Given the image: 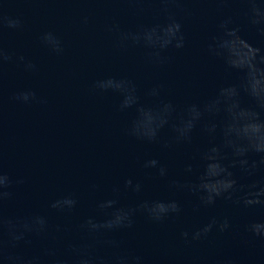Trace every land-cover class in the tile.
Segmentation results:
<instances>
[{
    "label": "water",
    "instance_id": "water-1",
    "mask_svg": "<svg viewBox=\"0 0 264 264\" xmlns=\"http://www.w3.org/2000/svg\"><path fill=\"white\" fill-rule=\"evenodd\" d=\"M0 7L23 24L19 30L5 27L0 44L36 65L29 72L11 62L0 74V163L13 179L24 180L13 186V197L4 211L13 218L45 215L49 223L47 234L30 238L29 245L21 243L19 252L42 255L45 248H55L64 253L68 243L90 240L80 225L90 216L104 219L97 202L111 198L113 187L122 188L124 180L131 178L142 182L143 190L139 194L122 190V203L171 197L183 207L179 216L161 223L138 216L131 229L113 234L123 241L124 250L142 255L145 264H222L227 260L264 264V240L245 230L249 221L264 220V206L245 208L218 201L212 208L194 212L193 195L169 192L165 180L142 167L146 159L156 158L167 165L168 180H190L193 177L184 167L199 164L198 150L208 146L210 137L197 132L191 145L165 149L162 145L172 135L166 127L159 143L135 140L125 132L135 109L120 111V93L92 88L98 79L127 78L136 84L141 102L154 106L159 100L146 92L161 84L160 99L171 101L179 115L186 104L200 102L221 85L235 82L239 74L211 56L207 46L219 34L220 21L231 17L250 44L264 49V37L248 23L241 0L169 3L170 13L183 24L186 45L165 53L169 59L163 65L149 62V50L143 47L122 49L119 34L110 31L113 25L121 31H135L142 25L165 23V5L160 0H0ZM47 31L61 38L62 53L51 52L41 42V34ZM24 90L34 91L44 102L23 104L11 99ZM68 193L78 199L76 209L59 212L49 207ZM213 216L228 217L232 228L184 242L182 231L202 226Z\"/></svg>",
    "mask_w": 264,
    "mask_h": 264
},
{
    "label": "clouds",
    "instance_id": "clouds-1",
    "mask_svg": "<svg viewBox=\"0 0 264 264\" xmlns=\"http://www.w3.org/2000/svg\"><path fill=\"white\" fill-rule=\"evenodd\" d=\"M165 5L162 12L166 22L151 26H140L135 31H121L113 25L110 31L117 32L122 49L140 46L148 51L149 62L163 65L171 50H182L186 45L183 24L171 14L167 5L178 0H160ZM226 2V0H221ZM246 5L244 12L248 23L264 37V0H241ZM88 18L84 17L83 23ZM19 30L23 27L19 17L7 15L0 7V32L4 28ZM219 34L212 37L207 46L208 53L218 59L230 71L239 74L235 82L221 85L214 94L200 102L186 104L179 115L176 106L160 99L163 85L148 89L146 95L157 98L154 106L141 102L136 84L127 78L107 77L94 81L92 88L101 92L109 90L122 96L120 111L135 109V114L125 132L135 140L159 143L165 128L171 131V139L162 145L167 149L173 145H191L197 132L210 137L207 147L198 150L199 164L187 163L185 173L193 177L185 182L168 180L169 169L156 158L146 159L142 167L154 170V174L166 181L169 192H187L196 198L194 212L201 208H212L218 201H225L245 208L264 206V49L250 44L242 35L241 28L231 17L218 24ZM41 42L51 52H63L61 38L53 31L41 34ZM22 64L25 71H35L36 65L24 56H15L0 44V74L5 64ZM247 98L248 103L244 100ZM11 99L23 103L44 102L31 90L14 93ZM218 141V142H217ZM260 176L259 179L256 177ZM247 179L249 183L241 181ZM22 178L13 179L0 163V264H145L142 255L122 248L123 241L113 234L131 229L138 216L153 223H161L179 216L183 207L179 200L171 197L144 199L135 204H124L120 193L139 194L143 190L140 181L127 178L123 186L112 189V197L97 202V210L104 219L86 218L80 229L90 240L68 243L65 252L45 248L42 255H24L18 251L21 243L29 245L30 238L42 237L49 230L45 215L33 214L23 218L5 215L6 202L13 197L15 184H23ZM78 206V199L68 193L53 200L49 207L59 212H71ZM232 228L228 217H211L202 226L180 233L185 243L206 239L213 230L220 233ZM245 230L264 240V220H251ZM57 231H60L57 226ZM102 237H108L103 238ZM101 247L106 249L101 251ZM222 264H233L231 260Z\"/></svg>",
    "mask_w": 264,
    "mask_h": 264
}]
</instances>
